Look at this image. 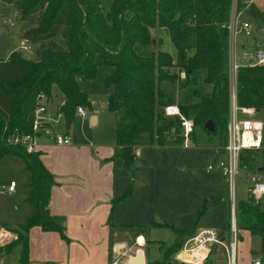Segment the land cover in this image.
Segmentation results:
<instances>
[{
  "label": "trees",
  "instance_id": "16d2710c",
  "mask_svg": "<svg viewBox=\"0 0 264 264\" xmlns=\"http://www.w3.org/2000/svg\"><path fill=\"white\" fill-rule=\"evenodd\" d=\"M13 3L23 17L37 14L35 27L23 37L36 46L35 58L12 51L0 61V159L15 155L29 175L26 201L31 211L17 225V237L0 246L10 252L21 246L18 264L28 262L27 233L33 226L56 231L67 240L64 226L48 210L52 173L39 152L7 145L4 136L29 132L40 94L63 96L58 110L68 130L76 107L92 111L79 78L93 80L98 67L111 68L103 79L109 90L107 107L115 114L114 142L124 167L131 169L134 150L140 145L159 147L183 143L178 117H167L164 108L175 103L194 123L191 137H213L215 150L224 151L229 113V38L226 27L231 0H2ZM238 8L244 4L239 2ZM254 20L264 27V11L251 5ZM160 28L175 54L160 49L161 39L151 30ZM60 36L63 43L55 39ZM236 105L249 107L264 118V64L238 66L235 75ZM212 120L214 131L204 128ZM264 143V142H263ZM254 150H246L242 166L253 167ZM129 193V191H128ZM127 193V194H128ZM238 225L261 238L264 253V208L259 203L237 202ZM169 244L160 243L162 259L147 264H169L193 227H171ZM202 264H209L206 260Z\"/></svg>",
  "mask_w": 264,
  "mask_h": 264
},
{
  "label": "crops",
  "instance_id": "0c3cea01",
  "mask_svg": "<svg viewBox=\"0 0 264 264\" xmlns=\"http://www.w3.org/2000/svg\"><path fill=\"white\" fill-rule=\"evenodd\" d=\"M252 5L264 11V0H254ZM248 16L254 23L252 33L250 36L237 33L229 54L230 61L237 66L236 50L248 48L253 35H256L257 51L264 48V27L257 26L254 18ZM36 19V13L23 17L13 3L0 0V61L6 60L12 51L22 52L23 35L35 27ZM156 31L167 42V35L160 34L164 30ZM27 44L29 48L34 46ZM35 49L36 46L34 52ZM243 55L242 64H248L252 55L245 52ZM56 94L58 97L46 100L52 114L63 102V96L58 91ZM249 116L262 118L256 112ZM77 117L80 116L76 115L75 120ZM85 118L92 126L99 121L93 107ZM75 120L68 131L73 137L71 144L57 145L50 134L40 132L37 150L54 178L48 210L64 226L67 240L56 231L31 227L27 233V264H130L139 249L147 264L162 259L160 243L169 244L175 237L171 227H193L195 232L210 227L226 235L228 183L216 167L208 170L209 165L225 158L224 151L212 146L211 140L216 139L200 134L197 140L191 137L187 145H140L132 168L127 169L115 145L114 132L113 141L91 143L72 132ZM254 151L252 169L264 177V143ZM16 188L17 183L14 192ZM168 232L169 240L164 238ZM239 239L237 264H252L256 259L264 264L260 236L240 228ZM153 245L157 246L156 252L151 248ZM12 251L0 252L5 264H18L21 246L15 258L11 257ZM177 255L169 264H194L181 261ZM224 258L223 248L214 245L207 260L209 264H224Z\"/></svg>",
  "mask_w": 264,
  "mask_h": 264
},
{
  "label": "built area",
  "instance_id": "2783aa9c",
  "mask_svg": "<svg viewBox=\"0 0 264 264\" xmlns=\"http://www.w3.org/2000/svg\"><path fill=\"white\" fill-rule=\"evenodd\" d=\"M254 0H231L230 15L226 27L229 38V54L231 46L237 33L241 32L245 36L252 33L253 21L246 13ZM244 4L243 9L238 8V3ZM247 16V17H246ZM20 48L28 51L27 41H22ZM250 65L264 64V48L258 50L250 57ZM238 66L230 61L229 57V113L227 119L226 144L224 146L225 158L220 159L208 166V170L216 167L219 169L228 183L229 190V221L226 235L210 227H205L183 240L178 253L181 254L180 260L194 264H202L208 259L211 248L220 245L224 250V264H237L240 228L237 217L236 186L237 177L242 166V156L246 150H258L263 147L264 142V118H250L254 111L249 107H238L236 105V85L235 75ZM62 102L60 105H62ZM75 114L81 118L88 116L89 111L79 105L76 107ZM167 117H178L183 135V144L187 145L194 129L191 118L186 117L177 104L169 103L164 108ZM240 114L247 116L243 117ZM65 128L63 113L57 110L55 114L49 112L45 96L39 95L38 102L33 110L31 130L29 132H13L4 136L7 145L22 147L27 152L38 150L40 132L50 134L52 140L57 145H69L73 142L72 135ZM137 154V150H134ZM247 168V167H245ZM245 176L250 181L249 191L253 195L256 203H264V177L252 168H248ZM16 182L9 181L5 186H0V192H14ZM17 237L14 229L0 226V246L12 242ZM0 264H5L0 257ZM112 264H117L113 262ZM252 264H261L256 259Z\"/></svg>",
  "mask_w": 264,
  "mask_h": 264
},
{
  "label": "rangeland",
  "instance_id": "374dc122",
  "mask_svg": "<svg viewBox=\"0 0 264 264\" xmlns=\"http://www.w3.org/2000/svg\"><path fill=\"white\" fill-rule=\"evenodd\" d=\"M157 29L159 28L151 30V33L156 38H159L157 36L158 34L156 33ZM160 34L163 36L165 35V37L167 35L165 30L164 33L160 32ZM56 39H58L60 43H63L59 35L56 36ZM160 39V49L163 48V50L175 54V49L169 38H167V42H164L162 38ZM250 41L252 44H250L249 47L244 51L241 49L236 50V62L238 66L243 65V52H245L247 55H252L257 51L256 35H253L250 38ZM22 54L27 58H35L34 46L30 47L28 51L22 50ZM110 70L111 68L108 66L98 67L97 74L93 80H87L83 77H80L78 81L80 88L87 93L88 98L91 101L93 111L95 112L96 116L99 117V121L92 126L88 124V118H82L83 121H81V118L77 117L74 126L71 129L74 130L72 132H75L78 137L85 138L86 140L91 141V143L96 141H113L115 114L107 107V97L109 90L106 89L102 84L103 77L109 73ZM53 96L58 97L56 91L53 92ZM250 118H255V116H250ZM211 141H213V139ZM258 158H262V153L259 154ZM256 166L257 163H255V167ZM247 169L248 168L243 167L237 177V202L240 200L247 202L255 201L253 195L249 191L250 181L245 176ZM11 179L17 183V188L14 193L0 192V224L17 226L26 220L27 215L31 210L30 204L26 201L29 191L28 172L25 170L21 158L5 155V157L0 159V186L7 185ZM261 206L264 207V203H262ZM169 236V232L168 234H164L165 239L169 240ZM151 248L155 250V252L157 251V246L153 245ZM216 248L217 246L215 249ZM19 249L20 245H16L13 248L11 254L12 258L17 256Z\"/></svg>",
  "mask_w": 264,
  "mask_h": 264
},
{
  "label": "water",
  "instance_id": "95a60500",
  "mask_svg": "<svg viewBox=\"0 0 264 264\" xmlns=\"http://www.w3.org/2000/svg\"><path fill=\"white\" fill-rule=\"evenodd\" d=\"M249 14L254 17V12L252 10L249 11ZM204 128L209 130V131H214L215 126L212 120H208L206 121V123L204 124ZM177 257L180 259L181 254L178 253ZM130 264H145V259H144V253L141 249H139L136 252V255L134 257H132L129 261Z\"/></svg>",
  "mask_w": 264,
  "mask_h": 264
}]
</instances>
